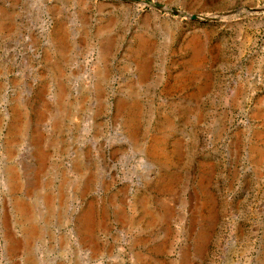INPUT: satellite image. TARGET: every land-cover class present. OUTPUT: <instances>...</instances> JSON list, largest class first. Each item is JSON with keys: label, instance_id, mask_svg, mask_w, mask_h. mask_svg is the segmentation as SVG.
Returning <instances> with one entry per match:
<instances>
[{"label": "rangeland", "instance_id": "obj_1", "mask_svg": "<svg viewBox=\"0 0 264 264\" xmlns=\"http://www.w3.org/2000/svg\"><path fill=\"white\" fill-rule=\"evenodd\" d=\"M0 264H264V0H0Z\"/></svg>", "mask_w": 264, "mask_h": 264}, {"label": "water", "instance_id": "obj_2", "mask_svg": "<svg viewBox=\"0 0 264 264\" xmlns=\"http://www.w3.org/2000/svg\"><path fill=\"white\" fill-rule=\"evenodd\" d=\"M127 1H131V0H127ZM188 17L192 21H199V18L202 19L203 21H214V20L217 19V18H215V19L214 18H207V17H203L201 15H196V14H191ZM232 123H233L232 118H229L228 119V130H227L228 133H230V131H231L232 127H233Z\"/></svg>", "mask_w": 264, "mask_h": 264}, {"label": "bare ground", "instance_id": "obj_3", "mask_svg": "<svg viewBox=\"0 0 264 264\" xmlns=\"http://www.w3.org/2000/svg\"><path fill=\"white\" fill-rule=\"evenodd\" d=\"M204 17V16H203ZM207 18H212V17H207ZM199 20H202V19H200L199 18ZM135 111V110H134ZM159 138V137H158ZM160 143H162V142H160ZM153 144V143H152ZM159 144V143H158ZM157 145V144H156ZM153 147V146H152ZM155 148H156V146H155ZM160 148V147H159ZM161 150V149H160ZM151 151V150H150ZM163 151V150H162ZM149 154V153H148ZM167 156V155H166ZM162 158V157H161Z\"/></svg>", "mask_w": 264, "mask_h": 264}]
</instances>
